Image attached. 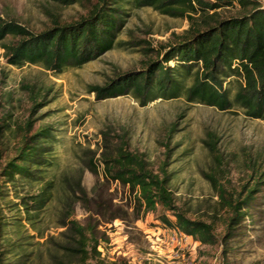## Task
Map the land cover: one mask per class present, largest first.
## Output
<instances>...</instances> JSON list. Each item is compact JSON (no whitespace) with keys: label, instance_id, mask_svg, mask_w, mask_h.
Instances as JSON below:
<instances>
[{"label":"rangeland","instance_id":"rangeland-1","mask_svg":"<svg viewBox=\"0 0 264 264\" xmlns=\"http://www.w3.org/2000/svg\"><path fill=\"white\" fill-rule=\"evenodd\" d=\"M94 3L0 0V18L40 32L55 23L80 20ZM218 12L229 16L239 10L229 7ZM188 26L185 18L163 15L150 7L135 9L118 35L119 45L60 73L38 64L9 65L0 46V125H9V130L0 132V168L20 144L17 125L30 118L33 131L50 126L58 138L56 159L47 177L69 193L78 184L86 190L89 201H76L74 216L85 223L87 210L97 213L95 223L104 240L99 250L106 260L116 264H264V120L248 117L237 107L221 111L185 97L141 105L129 94L96 99L88 91L115 74L143 68L147 60L157 58L160 46L174 42ZM148 47L154 50L148 52ZM33 102L41 105L30 113ZM104 136L112 144L124 140L154 172L165 161L175 205L187 218L212 222L218 237L228 211L204 174L213 176L227 197L243 200L255 189L247 217L224 247L219 241L201 244L166 228L160 216L174 220L169 211L158 206L152 213L144 212L135 191L104 176L96 161L104 148ZM208 143H214V150ZM90 159L96 162L94 172L88 167ZM37 187L19 182L17 189L30 192ZM13 194L11 188L6 201L15 200ZM4 210L5 215L11 214Z\"/></svg>","mask_w":264,"mask_h":264},{"label":"trees","instance_id":"trees-1","mask_svg":"<svg viewBox=\"0 0 264 264\" xmlns=\"http://www.w3.org/2000/svg\"><path fill=\"white\" fill-rule=\"evenodd\" d=\"M144 7L185 18L189 26L174 42L160 46L157 58L147 60L143 68L115 74L102 85H91L89 93L96 99L129 94L141 105L185 97L188 102L221 111L237 107L248 117L264 120V0H95L87 16L68 24L55 23L40 32L0 18V46L9 65L38 64L60 73L119 45L117 38L127 18L133 10ZM229 7H236L239 13L221 16L218 12ZM153 50L148 47L146 51ZM40 105L33 102L30 113ZM33 124L28 118L17 125L20 144L0 168V264H116L99 250L104 240L95 223L97 213L87 210L85 223L74 216V203L89 201L86 190L78 184L69 193L47 177L56 159L58 138L50 126L33 131ZM174 126H170L167 138ZM8 128L7 123L2 124L0 132ZM104 139L96 160L104 176L135 191L144 212L152 213L158 206L169 211L174 220L160 216L166 228L201 244L219 241L224 247L247 217L255 189L243 200L227 197L215 178L204 174L228 211L222 220L223 234L218 237L212 222L187 218L175 205L172 176L165 161L154 172L143 155L129 150L124 140L112 144L106 136ZM213 144L208 143L212 150ZM95 163L89 160L93 172ZM19 182L38 187L22 192L17 189ZM11 188L15 200L6 201ZM4 209L11 214L5 215Z\"/></svg>","mask_w":264,"mask_h":264},{"label":"built area","instance_id":"built-area-1","mask_svg":"<svg viewBox=\"0 0 264 264\" xmlns=\"http://www.w3.org/2000/svg\"><path fill=\"white\" fill-rule=\"evenodd\" d=\"M182 235V234H181ZM177 244H180V240L178 239Z\"/></svg>","mask_w":264,"mask_h":264}]
</instances>
